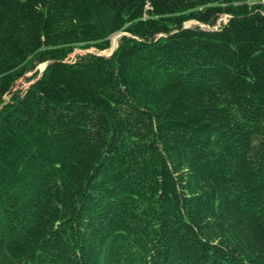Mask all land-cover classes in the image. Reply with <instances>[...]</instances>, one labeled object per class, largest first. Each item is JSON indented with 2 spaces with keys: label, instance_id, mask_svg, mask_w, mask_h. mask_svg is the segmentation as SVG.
<instances>
[{
  "label": "trees",
  "instance_id": "1",
  "mask_svg": "<svg viewBox=\"0 0 264 264\" xmlns=\"http://www.w3.org/2000/svg\"><path fill=\"white\" fill-rule=\"evenodd\" d=\"M0 264H264V0H0Z\"/></svg>",
  "mask_w": 264,
  "mask_h": 264
},
{
  "label": "rangeland",
  "instance_id": "2",
  "mask_svg": "<svg viewBox=\"0 0 264 264\" xmlns=\"http://www.w3.org/2000/svg\"><path fill=\"white\" fill-rule=\"evenodd\" d=\"M254 3L257 0H252ZM228 17L227 16H222V18L220 19V21L218 22V24L215 26L214 29H216L217 27H220L221 24L225 23L227 21ZM186 27H202L204 29H210L209 27L200 24L198 22L195 21H191L186 23L185 25ZM120 36L121 35H116L112 38V48L109 50H105V51H99L95 48H91V49H86V48H76L73 52V54L70 56V61H76L78 58H80L81 56H85L88 54H95V55H99V56H106L109 57L112 54V49L114 47V44L118 43L119 44V40H120ZM45 68V65H40L38 66L34 71L28 73L24 78H22L21 80H19L14 88V92H18V93H25L28 88L30 87V85L33 83V76L34 74L39 70V72H42V70Z\"/></svg>",
  "mask_w": 264,
  "mask_h": 264
},
{
  "label": "water",
  "instance_id": "3",
  "mask_svg": "<svg viewBox=\"0 0 264 264\" xmlns=\"http://www.w3.org/2000/svg\"><path fill=\"white\" fill-rule=\"evenodd\" d=\"M118 46H119L118 43L114 44V47H113V49H112V54H111L110 56L113 55V53L116 51V49L118 48ZM110 56H109V57H110ZM46 67H47V64H45V68L43 69V71L46 69Z\"/></svg>",
  "mask_w": 264,
  "mask_h": 264
},
{
  "label": "bare ground",
  "instance_id": "4",
  "mask_svg": "<svg viewBox=\"0 0 264 264\" xmlns=\"http://www.w3.org/2000/svg\"><path fill=\"white\" fill-rule=\"evenodd\" d=\"M255 6V5H254ZM245 14V13H244ZM241 16V15H240ZM220 21V20H219ZM229 55V54H228ZM113 57V56H112ZM164 59V58H163ZM162 62H163V60H162ZM34 77V76H33ZM17 93V92H16ZM211 143V142H210ZM211 145V144H210ZM214 148V147H213ZM210 150H211V148H210ZM206 151V150H205ZM203 152V151H202ZM176 174V173H175ZM160 180V179H159ZM155 187V186H154ZM161 189V188H160ZM225 244V243H224ZM252 256V255H251ZM249 259V258H248ZM257 261V260H256Z\"/></svg>",
  "mask_w": 264,
  "mask_h": 264
},
{
  "label": "clouds",
  "instance_id": "5",
  "mask_svg": "<svg viewBox=\"0 0 264 264\" xmlns=\"http://www.w3.org/2000/svg\"><path fill=\"white\" fill-rule=\"evenodd\" d=\"M45 65V64H44ZM42 72H43V70H42ZM42 72H41V74H42Z\"/></svg>",
  "mask_w": 264,
  "mask_h": 264
}]
</instances>
